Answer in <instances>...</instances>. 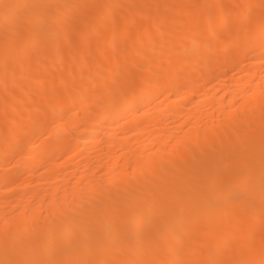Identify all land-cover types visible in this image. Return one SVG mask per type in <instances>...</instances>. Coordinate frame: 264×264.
Returning <instances> with one entry per match:
<instances>
[{
	"label": "bare ground",
	"instance_id": "6f19581e",
	"mask_svg": "<svg viewBox=\"0 0 264 264\" xmlns=\"http://www.w3.org/2000/svg\"><path fill=\"white\" fill-rule=\"evenodd\" d=\"M261 2L0 0V264H264Z\"/></svg>",
	"mask_w": 264,
	"mask_h": 264
},
{
	"label": "rangeland",
	"instance_id": "374dc122",
	"mask_svg": "<svg viewBox=\"0 0 264 264\" xmlns=\"http://www.w3.org/2000/svg\"><path fill=\"white\" fill-rule=\"evenodd\" d=\"M262 3H264V2H261V5L264 6ZM223 30H226V29L223 28ZM142 111H143V110H137L136 113L139 114V113H141ZM83 159H84V157H79V158H78L79 161H82ZM236 264H243V262L239 259V260H237Z\"/></svg>",
	"mask_w": 264,
	"mask_h": 264
}]
</instances>
